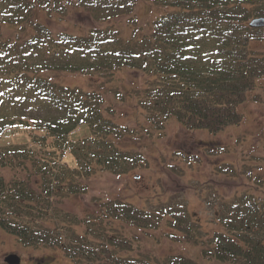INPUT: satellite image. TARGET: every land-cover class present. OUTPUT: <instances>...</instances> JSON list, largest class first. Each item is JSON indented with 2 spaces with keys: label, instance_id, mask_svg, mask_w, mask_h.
<instances>
[{
  "label": "trees",
  "instance_id": "16d2710c",
  "mask_svg": "<svg viewBox=\"0 0 264 264\" xmlns=\"http://www.w3.org/2000/svg\"><path fill=\"white\" fill-rule=\"evenodd\" d=\"M82 1L99 19L130 13L138 3ZM148 1L165 10L147 30L134 26L124 36L113 26L54 32L37 19L39 10L68 11L77 0H0V228L24 244L63 248L71 264H264V191L222 202V228L212 235L185 204L172 201L147 209L118 197L85 215L63 208L65 197L87 191L97 166L122 173L142 152L124 148V136L139 132L116 122V104L104 87L66 84L60 73L144 72L142 86L110 92L136 99L146 136L160 135L156 130L171 118L211 132L240 123L239 106L264 74V50L251 45L264 39V26L249 24L264 16V0ZM12 128L31 142L2 143ZM220 169L235 167L226 162ZM164 225L171 241L197 245L201 259L144 251L150 231Z\"/></svg>",
  "mask_w": 264,
  "mask_h": 264
},
{
  "label": "rangeland",
  "instance_id": "374dc122",
  "mask_svg": "<svg viewBox=\"0 0 264 264\" xmlns=\"http://www.w3.org/2000/svg\"><path fill=\"white\" fill-rule=\"evenodd\" d=\"M77 2V6L68 8V11L51 15L39 10L37 19L47 21L54 32L82 33L89 28L113 26L127 36L134 32V26L140 25L144 31L150 28L151 19L165 10V7L148 0H138L130 13L99 19L87 3L83 4L82 0ZM251 45L264 50V39H254ZM110 75L105 71H93L62 72L59 76L66 84L86 89L105 88L109 101H113L117 107L114 116L116 122L139 132V135L124 136V148L142 152L141 159L122 173L97 166L86 180L87 191L65 197L62 202L65 210L81 215L94 213L99 210L102 201L118 197L147 209L156 208L161 201H172L185 204L191 217L199 221L204 234L212 235L222 228L218 218L222 202L230 203L235 195H243L247 191L263 193L264 167L260 159H264V74L257 79V85L249 90V97L239 106L243 113L240 123L211 132L205 128L188 129L171 118L164 130H156L160 135L150 136H146L145 129L144 134L141 132V126L147 125V118L136 99L129 95L125 99H116L110 92L115 87L124 91L142 86L144 72L122 67L115 71L114 76ZM37 108L31 107L30 110L36 112ZM85 126H81L79 134L85 133ZM10 141L31 142V138L27 132L12 128L1 138L2 143ZM66 158L71 163L75 161L72 154ZM226 162L234 165L233 173L220 169ZM165 231H169L166 225L152 229L150 232L154 237L147 239L144 251H154L156 254L185 253L191 258H200L197 245L171 241ZM12 252L21 256L17 264H71L63 248L24 244L13 233L0 228V264H9L5 256Z\"/></svg>",
  "mask_w": 264,
  "mask_h": 264
},
{
  "label": "water",
  "instance_id": "95a60500",
  "mask_svg": "<svg viewBox=\"0 0 264 264\" xmlns=\"http://www.w3.org/2000/svg\"><path fill=\"white\" fill-rule=\"evenodd\" d=\"M249 24L251 26H264V16H258L252 18ZM5 260L9 264H17L20 262V256L16 253H9L8 255H6Z\"/></svg>",
  "mask_w": 264,
  "mask_h": 264
}]
</instances>
